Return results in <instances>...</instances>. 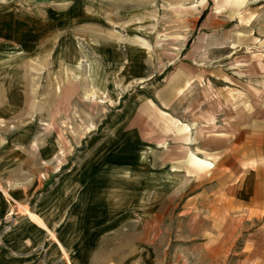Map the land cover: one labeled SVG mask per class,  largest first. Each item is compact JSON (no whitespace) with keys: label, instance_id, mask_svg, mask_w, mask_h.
Masks as SVG:
<instances>
[{"label":"rangeland","instance_id":"obj_1","mask_svg":"<svg viewBox=\"0 0 264 264\" xmlns=\"http://www.w3.org/2000/svg\"><path fill=\"white\" fill-rule=\"evenodd\" d=\"M261 99L264 0H0L5 179L59 171L128 109L178 111L195 136L235 138L264 122ZM176 199L168 264H264V211L183 214Z\"/></svg>","mask_w":264,"mask_h":264},{"label":"crops","instance_id":"obj_2","mask_svg":"<svg viewBox=\"0 0 264 264\" xmlns=\"http://www.w3.org/2000/svg\"><path fill=\"white\" fill-rule=\"evenodd\" d=\"M247 96L233 100L246 107ZM183 116L128 109L59 171L0 173V264H168L174 196L183 214L264 211V122L198 137Z\"/></svg>","mask_w":264,"mask_h":264}]
</instances>
